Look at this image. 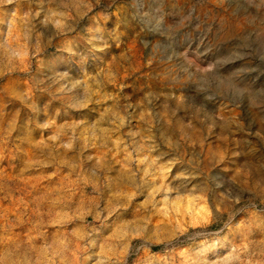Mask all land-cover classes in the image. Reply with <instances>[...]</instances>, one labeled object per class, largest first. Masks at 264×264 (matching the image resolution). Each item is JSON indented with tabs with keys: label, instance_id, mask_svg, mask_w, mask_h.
<instances>
[{
	"label": "rangeland",
	"instance_id": "rangeland-1",
	"mask_svg": "<svg viewBox=\"0 0 264 264\" xmlns=\"http://www.w3.org/2000/svg\"><path fill=\"white\" fill-rule=\"evenodd\" d=\"M0 264H264V0H0Z\"/></svg>",
	"mask_w": 264,
	"mask_h": 264
}]
</instances>
